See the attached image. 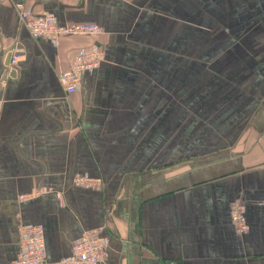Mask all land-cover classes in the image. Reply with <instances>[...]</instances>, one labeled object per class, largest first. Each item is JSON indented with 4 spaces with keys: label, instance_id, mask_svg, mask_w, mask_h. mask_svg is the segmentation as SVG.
<instances>
[{
    "label": "crops",
    "instance_id": "1",
    "mask_svg": "<svg viewBox=\"0 0 264 264\" xmlns=\"http://www.w3.org/2000/svg\"><path fill=\"white\" fill-rule=\"evenodd\" d=\"M22 10L103 33L35 40ZM0 103V264L31 226L47 264L99 229L104 264H264V0H0Z\"/></svg>",
    "mask_w": 264,
    "mask_h": 264
},
{
    "label": "built area",
    "instance_id": "2",
    "mask_svg": "<svg viewBox=\"0 0 264 264\" xmlns=\"http://www.w3.org/2000/svg\"><path fill=\"white\" fill-rule=\"evenodd\" d=\"M21 25L35 40H47L56 45L62 37L91 36L97 37L103 30L95 24L60 25L56 16L51 13L35 16L30 11L20 12ZM22 51L13 53L10 66L15 67L21 59ZM104 60V51L94 47L90 51L77 54L69 71L60 75V83L67 95H74L81 89V78L86 72L95 71ZM3 104L0 103V125L2 121ZM75 184L92 188L99 184L85 176L75 179ZM232 220L240 235L249 231L244 210L236 207L232 213ZM105 229L89 231L73 246L69 257L60 261V264H104L107 258L109 237ZM14 264H47V247L45 231L42 226H31L21 230L20 252Z\"/></svg>",
    "mask_w": 264,
    "mask_h": 264
}]
</instances>
